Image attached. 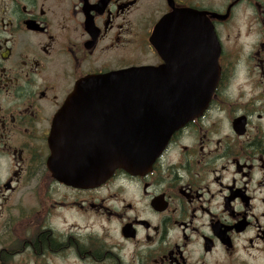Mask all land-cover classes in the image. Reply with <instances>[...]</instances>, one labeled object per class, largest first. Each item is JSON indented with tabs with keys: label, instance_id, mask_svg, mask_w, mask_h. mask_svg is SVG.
<instances>
[{
	"label": "flooded vegetation",
	"instance_id": "obj_1",
	"mask_svg": "<svg viewBox=\"0 0 264 264\" xmlns=\"http://www.w3.org/2000/svg\"><path fill=\"white\" fill-rule=\"evenodd\" d=\"M176 10L214 38L170 51L218 68L207 108L147 173L65 183L56 112L82 79L162 65ZM0 264H264V0H0Z\"/></svg>",
	"mask_w": 264,
	"mask_h": 264
},
{
	"label": "water",
	"instance_id": "obj_2",
	"mask_svg": "<svg viewBox=\"0 0 264 264\" xmlns=\"http://www.w3.org/2000/svg\"><path fill=\"white\" fill-rule=\"evenodd\" d=\"M181 35L200 40V47L202 40H214L202 15L179 10L163 18L151 37L163 65L78 82L55 115L49 136L51 159L60 163L61 180L92 187L116 170L144 174L171 136L202 114L217 75L170 52L177 51Z\"/></svg>",
	"mask_w": 264,
	"mask_h": 264
}]
</instances>
